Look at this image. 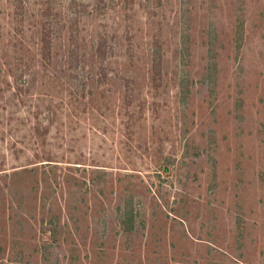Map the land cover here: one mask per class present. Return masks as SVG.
Returning <instances> with one entry per match:
<instances>
[{
	"label": "rangeland",
	"instance_id": "rangeland-1",
	"mask_svg": "<svg viewBox=\"0 0 264 264\" xmlns=\"http://www.w3.org/2000/svg\"><path fill=\"white\" fill-rule=\"evenodd\" d=\"M0 264H264V0H0Z\"/></svg>",
	"mask_w": 264,
	"mask_h": 264
}]
</instances>
